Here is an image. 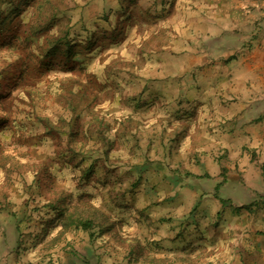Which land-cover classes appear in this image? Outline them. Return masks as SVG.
Instances as JSON below:
<instances>
[{
	"label": "rangeland",
	"instance_id": "rangeland-1",
	"mask_svg": "<svg viewBox=\"0 0 264 264\" xmlns=\"http://www.w3.org/2000/svg\"><path fill=\"white\" fill-rule=\"evenodd\" d=\"M142 9L139 0H0V212L4 247L20 264H103L110 239L123 248V237L157 235L171 209H184L198 235L208 221L214 237H236L238 222L264 209V194L226 174L236 169L214 173L180 145L201 123L153 97L145 58L157 35ZM249 231L246 240L258 236ZM227 245L239 248L212 253Z\"/></svg>",
	"mask_w": 264,
	"mask_h": 264
},
{
	"label": "crops",
	"instance_id": "crops-1",
	"mask_svg": "<svg viewBox=\"0 0 264 264\" xmlns=\"http://www.w3.org/2000/svg\"><path fill=\"white\" fill-rule=\"evenodd\" d=\"M139 1L143 18L154 22L148 34L155 30L157 35L156 43L149 47L153 50L154 46L156 55L145 58L148 67L155 69L150 79L153 97L169 108L165 112H193L201 123L194 133L179 138L180 145L192 147L191 161L214 173H221V165H230L237 172L228 171L227 175H241L263 195L264 0ZM217 164L221 165L215 168ZM171 210L174 217L160 222L157 235L123 237V248L110 239L112 245L103 254L102 263H262V253L254 248L255 240L264 238V209L246 225L238 222L243 232L231 238L214 237L208 221L199 226L205 230L198 235L195 225L182 220L184 209ZM5 219L0 212V264H20L17 257L21 253L13 245L4 247ZM245 227L258 236L246 240ZM138 243L141 247L131 251L129 245ZM219 243H235L239 248L234 253L227 245L221 255L213 254V245Z\"/></svg>",
	"mask_w": 264,
	"mask_h": 264
},
{
	"label": "trees",
	"instance_id": "trees-1",
	"mask_svg": "<svg viewBox=\"0 0 264 264\" xmlns=\"http://www.w3.org/2000/svg\"><path fill=\"white\" fill-rule=\"evenodd\" d=\"M262 234H264V232H261Z\"/></svg>",
	"mask_w": 264,
	"mask_h": 264
}]
</instances>
